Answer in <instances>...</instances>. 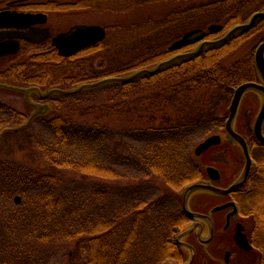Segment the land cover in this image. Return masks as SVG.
I'll use <instances>...</instances> for the list:
<instances>
[{
  "label": "trees",
  "instance_id": "obj_1",
  "mask_svg": "<svg viewBox=\"0 0 264 264\" xmlns=\"http://www.w3.org/2000/svg\"><path fill=\"white\" fill-rule=\"evenodd\" d=\"M149 4L169 7L162 16L107 23L105 39L71 56L55 47L30 51L24 45L0 68L1 81L46 90L128 75L191 49L193 44H175L193 30L216 38L262 9L264 0H54L48 8L111 13ZM213 25L222 30L210 31ZM263 26L264 20L154 75L54 94L48 112L7 131L4 136L21 134L38 123L25 142L55 171L0 161V236L9 237L0 242V264H51L61 245L72 246L69 256L81 264H163L183 224L179 192L203 171L195 146L224 130L222 107L234 87L258 76L253 56L230 65L226 57ZM30 114L0 101V133L26 123ZM115 119L132 126L110 124ZM70 171L91 179L90 188L64 185ZM263 183L264 160L249 181L251 196H238L240 203L255 200L252 209L264 225ZM147 227L152 236L145 239L141 231ZM53 243L60 244V253Z\"/></svg>",
  "mask_w": 264,
  "mask_h": 264
},
{
  "label": "water",
  "instance_id": "obj_2",
  "mask_svg": "<svg viewBox=\"0 0 264 264\" xmlns=\"http://www.w3.org/2000/svg\"><path fill=\"white\" fill-rule=\"evenodd\" d=\"M44 15L43 13H17L10 11L0 12V18H9L12 23L9 26H14L17 29H22L27 27L30 24L37 22L35 20L38 16ZM264 19V9L256 11L251 15V17L243 23H239L232 27L228 32L223 36L216 39H207L205 38L206 32L203 29H196L189 32L182 40L175 44V46H181L183 44L199 42L198 45L191 51L178 53L168 59H165L153 67L141 68L131 74L123 76H114L107 77L93 82L83 83L76 87L72 88H50L43 90L38 86H29L22 87L18 85H12L8 83L0 82V86L6 87L8 89L23 92L26 100L33 108L28 121L22 125H18L9 129H5L0 133V140L7 131L12 130H21L24 127L28 126L33 120L40 114L48 112L51 108L49 103H39L35 102L32 99V94H37L42 98L50 97L54 94H74L80 91H83L88 88H95L106 83L111 82H127L135 78H139L143 75H154L161 71L163 68L169 66L170 64L186 59L198 56L203 53L208 47H213L217 45L224 44L234 38L237 34L252 29L259 21ZM21 20H26L28 23L25 25L20 24ZM221 26L213 25L210 27V30L216 31L220 30ZM28 30V32H32ZM49 28H42L41 34L43 37H46L49 33ZM107 36V29L101 25H88V26H77L70 30L69 32L61 33L56 35L53 38V45L58 48V51L61 55L71 56L83 48H86L90 45L102 41ZM19 38L23 37H10L7 42L0 44V56L13 53L19 49ZM255 65L261 82L258 81H246L234 88V94L230 105L228 107V117L225 124V131L223 133H213L206 137L194 148V153L196 156H201L205 151L213 146L222 144L223 141H227L234 145H237L241 148L243 157H244V167L241 171L238 178L229 186L221 187L217 186L210 181L206 182L205 180L195 181L187 185L180 194L183 195V207L184 210L193 216H204L199 213L191 211L189 207V198L197 192H210L221 196H227L231 192L243 188L248 178L251 174V171L256 167L257 162L254 160L251 147L248 138L237 129V120L241 107L242 100L244 96L249 92H254L259 96L260 99V108L253 122L252 132L254 137L261 143H264V40L260 42L255 51ZM207 171L210 179L216 180L221 178L220 170L212 165L207 167ZM16 201L20 202L21 199L19 196L16 197ZM235 205V202H228L222 205H218L214 210H221L227 208L231 205ZM237 241L243 246L246 247L249 244L247 235L241 229L237 228L236 233Z\"/></svg>",
  "mask_w": 264,
  "mask_h": 264
},
{
  "label": "rangeland",
  "instance_id": "obj_3",
  "mask_svg": "<svg viewBox=\"0 0 264 264\" xmlns=\"http://www.w3.org/2000/svg\"><path fill=\"white\" fill-rule=\"evenodd\" d=\"M59 1H62L64 3H69L75 0H59ZM168 7L167 5L158 6V5L149 4L145 7L131 9L127 12L121 11V12H111V13L98 11L95 10L94 8H83V9L66 10V11L54 10L50 12L49 25L51 27L52 34L58 35L61 33L68 32L72 28L77 26H88V25L106 26L107 23L117 20L120 22H130V21L145 19L146 17L151 15L162 16ZM255 30L256 31L252 33L253 35L250 38L246 39L239 47L233 50L226 57L227 65L233 64L239 59H245V58L248 59V58H252V56L254 58L256 45L264 39V26L258 27ZM35 51H39V49ZM8 62L9 60L7 59H0V68L4 67ZM0 82H2L1 79ZM33 95H34L33 96L34 101L41 103L45 102V101L43 102V100H41L38 95L36 94ZM0 101L14 108H17L19 111H22L25 114H30L31 112H33V109L30 107V104L28 103L26 97L22 92H17L8 89L6 87L0 86ZM230 101L226 105L224 104L225 106L222 105L223 110H225L224 112H222L225 118L223 120L224 125L226 122L225 116L228 115V107L230 105ZM65 107H67V105H64V108ZM259 108H260L259 96L255 93H247V95L244 96L242 101V106L239 111V117H238L239 119L237 125L238 130L247 137H249L250 140L249 139L248 140L251 141L252 155L255 161L257 162V165L259 164V161L264 160V145H261L256 141H253L255 139L252 137V120H254L256 114L258 113ZM167 109L169 110L170 106L167 107ZM138 114L139 113L133 115V118L135 119L136 122H138L136 120ZM146 114L148 115L149 112H146ZM109 122L114 126H128L130 124H131L130 126H132V123H128V124L126 122L123 123L117 119L112 121L109 120ZM38 127L39 125L37 123L34 124L30 130H27L24 133L21 134L19 132L9 133L3 136L0 141V161H9L12 163V165L14 164L13 166H18V167L28 166V167L40 169V171H47V172L55 171L50 166L46 165L43 159H41V157L30 148L29 144L25 142L27 133L29 134L30 132L32 133L34 130H37ZM204 138L205 137L201 138L200 141ZM198 158L199 161L203 163L202 165L203 167L202 168L200 167L201 170H203L206 165H212V166H216L221 171L223 175L221 182L223 183V185L232 182L238 175H240L244 167V157L241 148L227 141H223L222 144L211 147L208 151L204 152ZM201 174L204 175V170L202 171ZM201 174L197 179H199L202 176ZM82 177H83L82 175L77 174L75 172L74 173H72L71 171L67 172L64 185L69 187L71 185V188L76 187V189L80 188L81 190H83L84 188L85 189L90 188L89 184H91L93 181L90 179V181L88 180V182H85L83 181ZM223 185L222 187L227 186V185L224 186ZM185 186L182 187L180 192L185 188ZM252 188L253 187H250V185H248L246 189L248 192L247 191L245 192L244 190V193L249 194V195L247 194L246 197L251 196L250 194L253 192ZM260 191L262 190L260 189ZM200 197H201L200 199L201 203H207L209 201L216 203L222 200L208 195H201ZM0 199L2 200V198ZM263 200H264V194H263ZM254 205H256V202L252 198H245L242 200V203H240L242 211H247V209L250 210L251 211L250 215L252 216V218H254V220L256 219L255 221L258 222V223L256 222L257 223L256 227L261 235L260 240L264 241V225L262 222L259 221L258 219L259 216L257 214L256 215L254 214V211L252 209ZM2 215L3 214L0 211V227L3 224V222L1 221ZM0 233H2V228H0ZM141 234H143L142 237H145V239L150 238L152 236L151 235L152 232H150L148 227L144 228L141 231ZM7 238L9 237L0 236V242L3 239H7ZM52 246H54L55 252L60 253L59 252L60 244L53 243ZM61 248L63 249L62 252L59 255L54 256V259L52 260L51 264H81V261L78 258V256L76 255L69 256V252L70 250H72V246H69L67 249V245H61ZM140 248L144 249V245L140 246ZM172 263L173 262H171L170 264Z\"/></svg>",
  "mask_w": 264,
  "mask_h": 264
},
{
  "label": "flooded vegetation",
  "instance_id": "obj_4",
  "mask_svg": "<svg viewBox=\"0 0 264 264\" xmlns=\"http://www.w3.org/2000/svg\"><path fill=\"white\" fill-rule=\"evenodd\" d=\"M53 2L54 0H0V12H41L46 15L38 16L35 19L37 22L22 29L9 26L12 23L9 18H0V44L7 42L10 37H23L19 38V49L17 51L0 56V59L14 60L24 45L32 46L31 51L53 47L52 41L55 35L52 34L49 25L50 12L52 11L48 8ZM19 23L25 25L28 22L21 20ZM47 27L50 32L46 37H43L40 33L41 29ZM32 28L33 31L28 32ZM255 80L260 81V78L257 76ZM208 166L206 165L203 169L204 175L197 180L210 181L217 186H222L223 175L220 179H210L207 171ZM252 174H250L243 188L237 189L227 196L210 192L194 193L189 198V207L191 211L204 215L203 217L193 216L186 212L183 207V195L181 196L180 209L184 214L183 224L173 235L175 248L172 249L170 256L166 258L163 264H170L171 262H173L172 264H264V241L260 240L261 235L250 213L242 211L238 199V194L244 193V190L247 191ZM238 176L229 184L224 185L230 186ZM201 195H208L222 200L216 203L212 201L201 203ZM228 202H235V205L232 204L227 208L214 210L218 205ZM237 228L247 235L249 244L246 247H243L236 239Z\"/></svg>",
  "mask_w": 264,
  "mask_h": 264
}]
</instances>
